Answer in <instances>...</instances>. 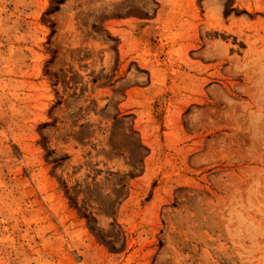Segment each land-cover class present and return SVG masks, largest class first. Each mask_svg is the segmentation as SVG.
<instances>
[{
    "label": "rangeland",
    "instance_id": "374dc122",
    "mask_svg": "<svg viewBox=\"0 0 264 264\" xmlns=\"http://www.w3.org/2000/svg\"><path fill=\"white\" fill-rule=\"evenodd\" d=\"M0 264H264V0H0Z\"/></svg>",
    "mask_w": 264,
    "mask_h": 264
},
{
    "label": "trees",
    "instance_id": "16d2710c",
    "mask_svg": "<svg viewBox=\"0 0 264 264\" xmlns=\"http://www.w3.org/2000/svg\"><path fill=\"white\" fill-rule=\"evenodd\" d=\"M67 193V192H66ZM76 197V196H75ZM75 197H70V196H68V199L70 200V202L72 203V205H74V206H76V201H75ZM82 217L84 218V219H86V222L89 224L90 222L91 223H95V221H94V219L89 215V214H85V213H83L82 214ZM89 228H90V230L91 231H94L95 229H97L94 225L92 226V225H90L89 226ZM102 241H103V239H101ZM107 244H109V242H107Z\"/></svg>",
    "mask_w": 264,
    "mask_h": 264
}]
</instances>
